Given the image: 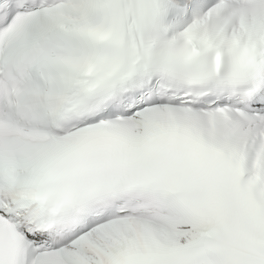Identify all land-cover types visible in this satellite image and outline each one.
Here are the masks:
<instances>
[{
  "label": "snow or ice",
  "instance_id": "1",
  "mask_svg": "<svg viewBox=\"0 0 264 264\" xmlns=\"http://www.w3.org/2000/svg\"><path fill=\"white\" fill-rule=\"evenodd\" d=\"M0 264H264V0H0Z\"/></svg>",
  "mask_w": 264,
  "mask_h": 264
}]
</instances>
